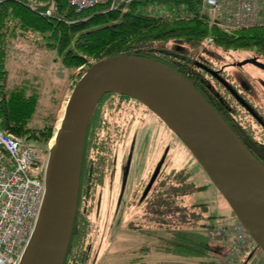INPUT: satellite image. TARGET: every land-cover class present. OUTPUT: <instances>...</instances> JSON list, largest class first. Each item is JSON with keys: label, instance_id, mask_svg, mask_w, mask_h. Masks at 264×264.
Wrapping results in <instances>:
<instances>
[{"label": "trees", "instance_id": "16d2710c", "mask_svg": "<svg viewBox=\"0 0 264 264\" xmlns=\"http://www.w3.org/2000/svg\"><path fill=\"white\" fill-rule=\"evenodd\" d=\"M29 4L35 6L31 8ZM12 37L53 52L61 67L71 71L88 69L114 56L135 55L160 62L188 79L182 67L192 68L195 53L206 44L223 49H254L264 54V18L254 27L226 32L212 23L209 12L202 8V0H110L81 12L68 0H1L0 129L25 140L45 143L53 135L54 115L46 116L40 127L31 126L39 101L38 85L29 81L3 84L4 61ZM207 37L211 38L209 43L205 41ZM190 176L184 168L170 171L169 178L178 179L180 185L169 187L171 203L176 196L188 195L187 189L194 190V184L188 182ZM79 200L78 194L63 264H85L87 260L84 249L87 224L78 215ZM172 237L168 241L160 239L167 245L166 250L170 247V251L191 252L182 255L188 258L186 262L173 264H221L201 259L200 249L187 242L191 236L178 232Z\"/></svg>", "mask_w": 264, "mask_h": 264}, {"label": "rangeland", "instance_id": "374dc122", "mask_svg": "<svg viewBox=\"0 0 264 264\" xmlns=\"http://www.w3.org/2000/svg\"><path fill=\"white\" fill-rule=\"evenodd\" d=\"M222 30L230 32L227 29ZM205 41L209 43L211 38L207 37ZM10 42L12 44L4 61L3 69L6 77L3 84L11 86L29 81L38 85L39 101L31 123L32 127H40L46 116L54 115L53 135L47 142L37 143L14 136L31 144L45 156L54 142L67 99L87 69L85 67L75 71L64 69L53 52L23 41L21 38L12 37ZM206 46L198 48L195 56L197 58L200 55L204 56L202 54L207 50L218 62V66L241 60L255 51L254 49H223L210 44ZM123 104L125 106L122 105L123 108L120 111L114 109L113 113L115 115L120 113L125 117L124 111L126 112L127 108L134 115L130 132L137 128L138 135L135 140L136 160L133 162L132 171L135 170L136 175L145 174L148 169L150 170L151 160L155 163L161 156L162 148L167 144V157L160 176L163 171L165 173L172 169L184 168L191 175L188 182L191 180L195 188L193 191L187 189L188 195L176 196L172 203L168 202L170 206L168 208L173 210L172 213L153 219L146 214L142 206L134 208L128 205L126 208H116L120 189L118 172L112 177L106 176L102 187H97L91 192L88 196L90 198L80 193L78 215L80 220L87 224L84 238V249L87 252L85 264H133L135 261L142 264L186 262L188 258L182 255H188L190 251L182 249L170 251V247L166 250L167 245L160 242L161 238L168 241L178 232L191 236L187 240L189 245H193L195 249L199 248L203 255L201 259L209 262L264 264V254L253 240L245 251L231 256L227 251L231 240L212 236V230L215 227L233 223L236 220L225 200L185 145L170 130L167 131L158 118L135 102ZM124 121L127 122L122 119L118 123L123 131ZM126 148L122 147L121 150L120 146L113 145L112 153L115 152V155H119L118 158L121 159L126 153ZM172 186H180L179 180L171 177L170 187ZM139 195L140 192H138ZM196 244H198L197 247Z\"/></svg>", "mask_w": 264, "mask_h": 264}, {"label": "water", "instance_id": "95a60500", "mask_svg": "<svg viewBox=\"0 0 264 264\" xmlns=\"http://www.w3.org/2000/svg\"><path fill=\"white\" fill-rule=\"evenodd\" d=\"M108 93L137 100L176 135L264 254V165L193 80L155 60L118 55L88 68L67 99L48 150L42 206L19 264H63L77 210L88 123Z\"/></svg>", "mask_w": 264, "mask_h": 264}, {"label": "flooded vegetation", "instance_id": "af4514ba", "mask_svg": "<svg viewBox=\"0 0 264 264\" xmlns=\"http://www.w3.org/2000/svg\"><path fill=\"white\" fill-rule=\"evenodd\" d=\"M204 52V56L200 55L192 61V68L187 65L184 69L182 67L184 75L188 80H193L195 88L264 165V54L253 51L241 60L218 66L211 52ZM105 95L107 96L104 98ZM101 99L98 111L95 108L86 131L79 196L83 193L84 197L90 198L88 196L91 192L102 187L106 176L112 177L118 172L120 189L116 208L142 206L152 219L169 215L170 172L163 171L160 176L167 157V144V149L162 148L161 156L155 163L151 160L150 170L136 175L132 167L136 160L134 151L137 128L130 132L134 115L127 108L124 111L125 117L120 113H113L114 109L120 111L125 102H135L144 107V110L146 107L133 98L117 93L104 94ZM146 111L154 115L147 108ZM122 119L127 120L124 121V131L118 125ZM158 120L165 125L159 118ZM113 145L120 146L121 150L122 147H127L121 159L115 152L112 153Z\"/></svg>", "mask_w": 264, "mask_h": 264}, {"label": "built area", "instance_id": "2783aa9c", "mask_svg": "<svg viewBox=\"0 0 264 264\" xmlns=\"http://www.w3.org/2000/svg\"><path fill=\"white\" fill-rule=\"evenodd\" d=\"M108 1L68 0L77 12ZM202 8L214 25L229 31L254 27L264 18V0H202ZM47 159L48 154L44 156L31 144L0 129V264L20 263L42 206ZM212 236L231 239L227 248L231 256L243 251L250 241L249 233L238 222L214 228Z\"/></svg>", "mask_w": 264, "mask_h": 264}, {"label": "bare ground", "instance_id": "6f19581e", "mask_svg": "<svg viewBox=\"0 0 264 264\" xmlns=\"http://www.w3.org/2000/svg\"><path fill=\"white\" fill-rule=\"evenodd\" d=\"M62 114H63V112H62ZM61 116H63V115H61ZM52 144H53V143H52ZM52 144H51V146H52ZM51 146H50V147H51Z\"/></svg>", "mask_w": 264, "mask_h": 264}]
</instances>
